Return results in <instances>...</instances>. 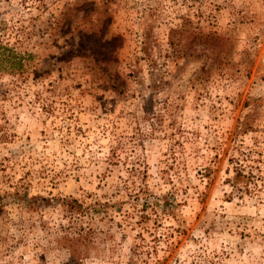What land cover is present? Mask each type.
Wrapping results in <instances>:
<instances>
[{
	"label": "rangeland",
	"instance_id": "rangeland-1",
	"mask_svg": "<svg viewBox=\"0 0 264 264\" xmlns=\"http://www.w3.org/2000/svg\"><path fill=\"white\" fill-rule=\"evenodd\" d=\"M0 42V264H264V0H0Z\"/></svg>",
	"mask_w": 264,
	"mask_h": 264
},
{
	"label": "trees",
	"instance_id": "trees-1",
	"mask_svg": "<svg viewBox=\"0 0 264 264\" xmlns=\"http://www.w3.org/2000/svg\"><path fill=\"white\" fill-rule=\"evenodd\" d=\"M28 54L26 52L16 51L13 47L0 42V71L8 72H25L29 69L27 63ZM76 237H71L70 234L64 233L62 241L66 244L65 247L73 254L79 255ZM73 241V243L71 242ZM76 241V242H75ZM74 248V249H72Z\"/></svg>",
	"mask_w": 264,
	"mask_h": 264
}]
</instances>
